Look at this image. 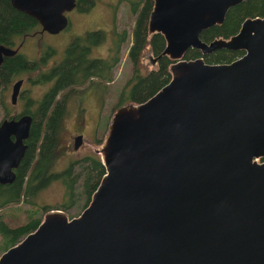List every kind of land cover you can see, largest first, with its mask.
<instances>
[{
  "label": "water",
  "instance_id": "obj_1",
  "mask_svg": "<svg viewBox=\"0 0 264 264\" xmlns=\"http://www.w3.org/2000/svg\"><path fill=\"white\" fill-rule=\"evenodd\" d=\"M244 0H153L147 30L165 40L170 79L113 111L93 150L104 167L87 205L44 211L0 264H264V3L229 37L200 33ZM56 33L76 0H11ZM241 50L229 62L185 58ZM16 52L0 43L3 57ZM23 78L11 87L16 103ZM32 115L0 120V182L23 158ZM82 141L79 134L75 148Z\"/></svg>",
  "mask_w": 264,
  "mask_h": 264
},
{
  "label": "trees",
  "instance_id": "obj_2",
  "mask_svg": "<svg viewBox=\"0 0 264 264\" xmlns=\"http://www.w3.org/2000/svg\"><path fill=\"white\" fill-rule=\"evenodd\" d=\"M143 6L136 11L137 4H132L135 11V19L131 31V42L128 48V57L132 61V74L127 83L120 91L118 104L133 100L139 102L145 100L164 85L170 79L169 65L172 60L162 55L156 62L157 65L148 69L141 70V54L145 48H148L152 55L159 54L165 45L164 37L159 32L148 33L147 21L149 12L153 5V0H142ZM264 0H244L228 9L224 21L221 24L212 25L200 33L204 41H210L217 37H229L238 31L241 22L248 16H257L263 13ZM94 4V0H79L78 9L88 10ZM37 20L26 13L15 9L9 0H0V43L12 44L19 35L32 30ZM114 52L109 56L90 66H99L87 71L80 76L81 68L65 71L68 66L67 59H64L54 73H48L47 76H57L53 87L49 89L46 96L40 101V105L34 110V120L30 128V134L26 138L27 148L19 165L15 168L16 177L10 183L0 182V253L7 247L18 242L25 234L32 231L39 224L43 212L52 208L48 204H39L35 200L37 192L44 187L54 177H59L66 186L67 201L60 204L59 207L66 210L76 201L75 190L78 179L80 180V192L84 197L83 208L90 200L93 190L96 188L99 180L104 173V167L100 156L96 152H90L71 160L66 170L55 174L53 171L54 156L58 150L59 140V119L56 120L55 114H47L50 99L58 91L74 83H82L89 76L95 75L98 80L107 82L112 80V69L120 61L121 44L127 39V29L116 30L115 32ZM74 51V50H73ZM69 54L71 55L72 52ZM242 54L241 50L218 49L209 54L203 55L197 48H190L184 54L185 58L203 56L206 62H229ZM40 60L28 58L25 55L6 56L0 65V103L5 107L6 115L4 117L18 116V112L10 113L7 110V101L2 97L10 82L24 74L30 77V72L38 69ZM36 81V80H33ZM66 94L61 95L57 102L61 109L65 110ZM2 97V98H1ZM45 113L42 114V111ZM25 112V111H24ZM47 119L43 120L46 116ZM3 117V118H4ZM77 165L78 170L74 168ZM19 202L29 203L30 206L22 208ZM82 208V209H83Z\"/></svg>",
  "mask_w": 264,
  "mask_h": 264
},
{
  "label": "rangeland",
  "instance_id": "obj_3",
  "mask_svg": "<svg viewBox=\"0 0 264 264\" xmlns=\"http://www.w3.org/2000/svg\"><path fill=\"white\" fill-rule=\"evenodd\" d=\"M135 1L137 0H130V2L127 0H94V4L88 10H78L76 8L70 10L68 12L70 21L66 28L56 33L46 31L40 35L27 36L23 41L20 51L28 58L35 57V59H38L35 55V51L37 50L39 41L41 50H44L46 45L51 44L54 48L53 54L59 57V55L61 56L63 54V47H66L70 35L81 36L83 31L102 29L105 33L104 39L98 47L92 48L90 56L106 57L108 46L113 40V31L122 30L123 28L127 29V39L121 44L119 52L120 61L112 69V80L102 87L103 100L100 110L101 118L99 122H96V132H84V141L78 149L73 148L71 139L69 138V131L73 130V126L75 127L77 124L75 115L74 119L71 117L77 106V98L74 96L69 99V112L66 111L64 119L59 125L58 150L54 156L53 163L54 171L62 170L71 160L81 158L87 153L95 152L93 148L99 147L106 135L110 117L116 109V105L120 99V91L127 83L133 71L132 61L128 57V48L131 42V31L135 19V12L131 7V3ZM147 51V48H145L144 56L140 57L142 71H147L157 65V63H155V65L152 66L149 60L145 58ZM47 74L48 73H44L38 77L31 72V77L34 79L38 78L37 81L34 82V79H26L23 84V90L27 89L26 93H23L24 96H18L14 104L10 102L12 85V83H10L7 89L2 93V97L7 101V110L11 111L10 113L21 111L25 104V97L27 96L30 97V99L26 100V102H28L27 106L35 110V100L39 99L42 92L49 88L48 85L50 82H47L49 79ZM24 77H26V74ZM66 92L69 93L68 90ZM5 113V107L0 103V120L6 115ZM69 117L72 119L69 120ZM72 120L73 125L70 123ZM74 168L78 170L79 167L75 165ZM79 186L80 180L78 179L77 188L75 190L76 201L71 207L65 210L69 216L77 215L83 208L84 197L79 193ZM34 198L39 204H48L49 207H59L61 203L67 201L66 186L59 177H54L37 192ZM19 205H21L22 208L30 206V204L26 202H19ZM38 215H43V212H39Z\"/></svg>",
  "mask_w": 264,
  "mask_h": 264
},
{
  "label": "flooded vegetation",
  "instance_id": "obj_4",
  "mask_svg": "<svg viewBox=\"0 0 264 264\" xmlns=\"http://www.w3.org/2000/svg\"><path fill=\"white\" fill-rule=\"evenodd\" d=\"M9 1H10L11 5L13 6L11 0H9ZM127 1L130 2V0H127ZM137 1H138V4H137L136 11H139L141 9V7L143 6L144 1H142V0H137ZM133 3L134 2L131 3V7H132ZM135 3H136V1H135ZM78 5H79V0H76V5L73 8L78 9ZM14 8L17 9L16 7H14ZM17 10H19V9H17ZM19 11H21V10H19ZM69 11L70 10L65 11V15L67 16V19H68V24L70 21L68 18V12ZM21 12H23V11H21ZM23 13H25V12H23ZM29 16H31V15H29ZM102 16H103V14H102ZM66 27H64V28H66ZM44 32H46V30H43L41 24L38 22L32 30L28 31L27 33H23V34L19 35V37L16 38L12 44H8L12 48H15L16 52L11 54V55H7V56L19 55V54L25 55L24 53H22L20 51L25 38L27 36L40 35ZM115 32H116V30L113 31V33H112L113 40H112V43L108 46L107 54H109V56L114 52L115 40H116ZM104 34H105L104 30L94 29V30L83 31V34L81 36L70 35L68 42L66 44V47L65 48L63 47V54L61 56L59 55V57H57L56 55L53 54L54 48L51 44L46 45L45 49L41 50V45H40V41H39L37 44V50L35 51V55L38 57L40 62L38 64V69L32 71V74H35L38 77H40L44 73H49V72L54 73L57 68L65 67V66H60L61 62L64 59H67V61H68L67 63H68L69 67H67L65 69V71L69 72V74H70V70H72V69L77 70V69L81 68V71H80V76H81L82 74H84L85 72H87L89 70L92 71L93 68H99V66H96V67L90 66V64H93L94 60H96V62H98L100 59L102 60L103 57H100V56L91 57L90 51L92 50L93 47H98L101 44V41L104 39ZM147 50H148V48H147ZM71 51H73V52L71 55H69L71 53ZM142 56H144V50L141 54V57ZM145 56H146L145 58H147L149 60V62L152 66H154L155 63L159 59L158 58L157 61L155 62L153 60V56H156V55H152L149 52V50L146 52ZM4 57H6V56H4ZM4 57H3V59H4ZM31 58L35 59V57H31ZM193 58H195V57H193ZM2 62H3V60H2ZM24 75L18 76L10 82L13 84V82L15 80H17L18 78H23V82L21 84L18 96H24L23 93H26L27 89L23 90V84H24L25 80L26 79L27 80L34 79L33 77H31V72H30V77L27 74H26V77H24ZM37 79L38 78H36L34 80L37 81ZM56 80H57V76H55V75L49 77V79L47 80V82H50V84L48 85L49 88H47L44 92H42L41 97L39 99L35 100V104H34L35 109H37L39 107L40 101L43 99V97L46 96V94L49 91V89L51 88V86L53 87ZM36 81H34V82H36ZM103 85H105L104 82L98 80V77H96L95 75H91L82 83H74L72 86L69 85L65 88L60 89L58 91V93L56 95H54L52 97V99H50L49 104L48 103L46 104V106L48 105L47 114L48 115L50 113L55 114L57 112L58 116H56V118H57L56 120L59 119V122H62L64 119V115H65L66 111L69 112V109H68L69 99L71 97H74V96H75V98H77V106L75 108L76 113L74 112L73 116H71L74 119V115H75V118L77 120V124L75 125V127L73 126V130L69 131V138L71 139V145L73 146L74 149H78L81 146V144L83 143L84 132H86V133L96 132V127H95L96 122L97 121L99 122V120L101 118L100 110L102 107L101 103L103 100V88H102ZM11 87H12V85H11ZM67 90L69 91V93L66 92ZM64 94H66L67 96L65 98L66 101L64 104L65 110H62L60 103L57 101L61 97V95H64ZM27 99H30V97H28V96L25 97L24 107L17 114H19V115L24 114V113L31 114L33 117V119H32V123H33L34 110H32L30 107L27 106L28 105V102H26ZM44 113H45V110L42 111V114H44ZM47 114H46V116L43 117V120L47 119ZM15 117H17V116H15ZM72 118L69 117V120ZM70 123L73 125V120ZM79 134L82 135V141L79 144V146L77 148H75L74 142H75L76 137ZM262 159H264V157L261 158V160ZM70 162H68L67 166L65 168H63L62 170H60V171H54L53 170L52 173L58 174V173L63 172L64 170L67 169Z\"/></svg>",
  "mask_w": 264,
  "mask_h": 264
}]
</instances>
